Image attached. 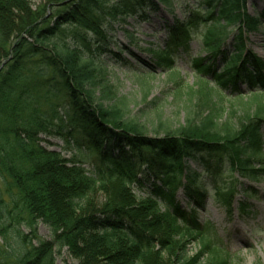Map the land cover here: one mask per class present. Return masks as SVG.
Returning <instances> with one entry per match:
<instances>
[{
	"label": "trees",
	"instance_id": "1",
	"mask_svg": "<svg viewBox=\"0 0 264 264\" xmlns=\"http://www.w3.org/2000/svg\"><path fill=\"white\" fill-rule=\"evenodd\" d=\"M245 4L204 0L199 11L167 25L164 49L152 53L154 66L137 82L144 87L155 68L173 71L175 55L191 40L189 29L201 25L206 56L193 64L202 82L182 107L184 125L149 136L144 123L126 115L100 60L115 57L110 20L144 19L171 0H117L110 6L43 0L35 9L26 0H0V180L30 229L18 234L17 264H54L53 248L63 247L78 264H233L237 258L216 245L209 225L182 210L176 192L182 189L187 205L200 209L206 188L219 190L222 168L250 180L264 177V61L244 52V37L264 32V9L252 16ZM218 58L223 65L216 71ZM209 82L229 90L237 105L212 103ZM240 85L250 95L247 103H239ZM182 88L175 83L173 97ZM58 96L69 114L65 135L61 115L46 104ZM40 135L63 137L69 158L42 147ZM142 185L149 195L137 199L132 187ZM96 193L103 196L99 205ZM37 223L51 241L32 244ZM191 241L198 249L189 256Z\"/></svg>",
	"mask_w": 264,
	"mask_h": 264
},
{
	"label": "rangeland",
	"instance_id": "2",
	"mask_svg": "<svg viewBox=\"0 0 264 264\" xmlns=\"http://www.w3.org/2000/svg\"><path fill=\"white\" fill-rule=\"evenodd\" d=\"M26 1L32 9L43 2V0ZM116 1L101 0V3L110 6ZM203 1L171 0L170 7L159 5L157 12H146L144 19L137 18L138 15H136L137 17L127 16L124 21L110 20L109 36L113 45L111 44L109 49L115 57L107 54L100 61L107 68L110 84L115 88L119 103L125 106L126 115L144 123L149 136L156 133L163 135L164 129H178L185 123L186 111L182 107L190 103L189 99L195 97L191 91H196L197 86L202 82L200 81L201 70L195 69L192 59L206 56V53L201 51L200 31L203 26L189 29L191 40L187 44L186 51L182 50L175 55L173 71L166 72L155 68L154 75H145L148 80L144 87L137 82V79L141 77L144 70L148 69V66H154L155 60L152 58V53L164 49L168 33L167 25L173 24L174 21H183L189 13L199 11L197 6ZM245 9L252 16L259 15L264 9V0H246ZM244 38V52L248 51L264 61L262 29ZM222 65L221 59L218 58L215 64L216 71H219ZM175 83L183 88L179 95L173 97ZM207 87L212 103H221L226 107L237 105V98L231 96L230 91L225 92L212 82L208 83ZM246 90L244 85H240L242 101L239 103L248 102L250 95ZM145 94L147 95L144 99ZM262 97L264 98V95ZM54 98L46 104L53 105L52 107L61 115L64 121L61 134L65 135V131L69 128L67 125L69 114L64 115L66 101L61 96ZM48 105H45L41 111H47ZM49 115L42 117H49ZM262 135L261 154L264 155V129ZM40 139L42 147L59 152L64 158H69L70 154L66 150L63 137L40 135ZM187 165L192 170L195 169L197 173L200 172L194 163L188 162ZM263 166L264 162L261 167ZM85 167L89 169L88 166ZM222 169L223 174H220L217 180L219 190L215 191L211 186L207 188L203 210L196 209L191 204L187 205L182 189L176 192V197L185 213L190 210L197 222H205L209 225L208 232L214 237L216 245L237 258L233 264H264V177L259 180H250L236 171L228 172L226 167ZM227 188H231L233 193L230 206L226 203L230 198ZM132 191L137 199H143L149 195L147 185H142L141 188L132 187ZM221 198H224L225 202ZM93 200L96 205H99L103 203V196L96 193ZM25 219L26 215L11 203L4 184L0 180V229H2L0 230V264H17L18 234L30 233ZM35 232L37 239L30 237L33 239V245L38 244V239L52 240L49 230L41 223H37ZM197 249L198 243L191 241L187 246V254L191 256ZM53 258L54 264H78V260L69 253L67 247L59 251L53 248ZM204 263L205 260H202L201 264Z\"/></svg>",
	"mask_w": 264,
	"mask_h": 264
}]
</instances>
